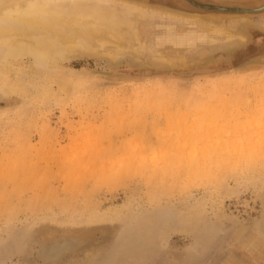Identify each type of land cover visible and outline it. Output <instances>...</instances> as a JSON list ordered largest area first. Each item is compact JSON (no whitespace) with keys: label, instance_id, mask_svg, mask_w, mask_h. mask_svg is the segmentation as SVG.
I'll return each mask as SVG.
<instances>
[{"label":"rangeland","instance_id":"rangeland-1","mask_svg":"<svg viewBox=\"0 0 264 264\" xmlns=\"http://www.w3.org/2000/svg\"><path fill=\"white\" fill-rule=\"evenodd\" d=\"M201 20L0 62V264H264V13Z\"/></svg>","mask_w":264,"mask_h":264},{"label":"bare ground","instance_id":"bare-ground-1","mask_svg":"<svg viewBox=\"0 0 264 264\" xmlns=\"http://www.w3.org/2000/svg\"><path fill=\"white\" fill-rule=\"evenodd\" d=\"M146 4L147 3L141 1L136 2L131 0H0V62H6L7 59L10 58L18 59L19 57L29 55V56H34L36 58L35 61L39 68H45L47 66V60H50L51 58L54 57L56 58L58 55H61L60 53H63L65 51H72L74 49H77L81 45L87 44L91 46H98L103 44L104 42H111L119 46L133 48V50L139 52L141 48L144 46L146 40L148 41L149 44L154 42L156 44V40H155L156 31H150L149 29L152 28L151 24H153L155 21L169 22V23L171 22V24L175 22L179 24H186L188 22L196 21L200 25L204 26V31L202 33L206 34L207 36L206 39L210 43L219 42L223 40L224 37L226 40L233 37L227 31L226 33L228 34H225L224 32H216V33L214 32L209 34V31L212 32L216 30L215 29L212 30L209 29L208 27H205L206 25H210V24L209 23L207 24V22L205 23L204 22L205 20L202 21L200 18L197 19L194 17H190L184 15V13L182 14L174 10L153 7L150 6L149 4H147L149 6H146ZM202 7H206V5ZM258 23L261 25L262 22H259L258 20ZM187 31L189 32L192 30L190 29ZM174 44L175 43L173 42L172 45ZM173 47L175 48V46ZM156 50L157 51L155 53L157 55L162 54L160 53L157 47ZM71 89L70 91H72ZM6 92L7 90L4 89L0 83V100L4 99V97H7ZM5 101L8 100L5 99ZM219 148L220 146H218V149ZM218 149H217V155L219 154L218 153L219 150H221ZM221 151L227 152L228 150H226L225 148V150H221ZM201 152L203 153L205 152V150ZM202 153L200 154L203 156L205 155L206 152L204 154ZM260 154L261 153H259V155ZM253 155L255 156L256 154L253 153ZM224 157H226V154ZM229 158H231V156H229ZM215 159L216 162L214 163H217L218 165V161H217L218 158ZM226 159L224 160L228 162L229 160L227 161ZM188 160H192V158L189 157ZM230 160L232 163V159ZM200 161H203L202 162L203 164L205 162L204 160H200L199 158V164L201 163ZM225 161L223 162V160L221 159V162H223V164L225 163L224 165L222 164V166H224L223 169L225 168L226 165ZM190 162L192 163L190 165L193 166L194 161L193 162L190 161ZM239 162L238 163L236 162V164H239ZM228 163H229L228 166H230L231 165L230 161ZM232 164L234 167L235 164L234 163ZM214 165H215L214 168L219 166V165L216 166V164ZM240 165H242V163ZM227 167L226 169L223 170L224 175H226L227 170L230 171V169H227ZM233 167L230 166L228 168L233 169ZM155 168H158V166ZM199 168L198 171L201 170ZM208 168L209 167H206V170ZM221 168L222 167H220V169ZM236 168H238V165ZM216 171L217 170H215L214 172L213 170L215 175L218 172ZM204 172H206V175H208L207 171L204 170ZM159 175L160 174H158V176ZM189 175L191 176V180H193L192 178L195 175L193 176L192 174ZM213 178L216 177L213 175ZM174 182L177 181L174 180ZM216 185H218V183ZM261 228L262 230H264V225L261 226ZM238 230L239 231H237L236 229L237 236L241 235L245 231L244 229H238ZM65 244L66 242H63V245L58 243L51 250L55 251L56 254H59L62 246H64ZM48 257L52 258L53 256L49 254Z\"/></svg>","mask_w":264,"mask_h":264},{"label":"flooded vegetation","instance_id":"flooded-vegetation-1","mask_svg":"<svg viewBox=\"0 0 264 264\" xmlns=\"http://www.w3.org/2000/svg\"><path fill=\"white\" fill-rule=\"evenodd\" d=\"M154 4L165 5L173 9H179L190 13H199L203 15L217 16L221 13L225 14H239V15H254L264 13V0H238L242 4L234 3H219L213 0H196L197 3L207 4L208 6L202 7L200 5L192 4L190 0H149ZM258 2V3H257ZM259 4V5H258ZM248 31H258L250 29Z\"/></svg>","mask_w":264,"mask_h":264},{"label":"crops","instance_id":"crops-1","mask_svg":"<svg viewBox=\"0 0 264 264\" xmlns=\"http://www.w3.org/2000/svg\"><path fill=\"white\" fill-rule=\"evenodd\" d=\"M137 1H142V0H137ZM147 4H149L150 6H153V7H157V8H165V9H169V10H174V11H178L179 13H184V15H187V16H190V17H194V18H200V19H205V17L207 15H203V14H199V13H190V12H186V11H183V10H179V9H173V8H170V7H167L165 5H159V4H154L152 2H150L149 0H146L145 1ZM160 6V7H159ZM209 16H212V15H209ZM170 25H174V27H170ZM171 22H154L153 24H151V27L152 28H149L150 31H187V30H192V31H204V28L203 29H199V28H188L185 26V28L179 24V23H172ZM186 25V24H185ZM182 26V27H181Z\"/></svg>","mask_w":264,"mask_h":264},{"label":"water","instance_id":"water-1","mask_svg":"<svg viewBox=\"0 0 264 264\" xmlns=\"http://www.w3.org/2000/svg\"><path fill=\"white\" fill-rule=\"evenodd\" d=\"M185 74L189 75V74H190V72H185Z\"/></svg>","mask_w":264,"mask_h":264}]
</instances>
